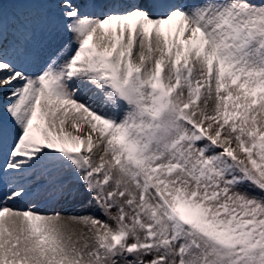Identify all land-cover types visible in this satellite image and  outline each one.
<instances>
[{"label": "snow or ice", "instance_id": "1", "mask_svg": "<svg viewBox=\"0 0 264 264\" xmlns=\"http://www.w3.org/2000/svg\"><path fill=\"white\" fill-rule=\"evenodd\" d=\"M0 264H264V0H0Z\"/></svg>", "mask_w": 264, "mask_h": 264}]
</instances>
